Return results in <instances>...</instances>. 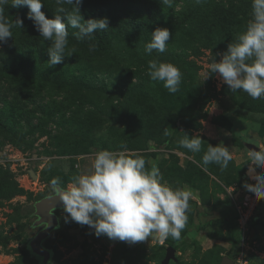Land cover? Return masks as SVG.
Instances as JSON below:
<instances>
[{
  "label": "rangeland",
  "instance_id": "374dc122",
  "mask_svg": "<svg viewBox=\"0 0 264 264\" xmlns=\"http://www.w3.org/2000/svg\"><path fill=\"white\" fill-rule=\"evenodd\" d=\"M207 2L203 0L202 5L209 4L206 8L210 12L185 35L198 26L199 30L204 28L210 16L227 14V0H212L213 7ZM182 6L178 3L175 10ZM251 11L232 15L226 22L234 29H245ZM214 45V59L219 62L228 45ZM67 49L82 56L89 52L83 44H70ZM167 50L173 58L189 56V50L181 45L168 43ZM210 54L203 49V55L194 59L199 68L195 74L187 70L183 57L173 60L182 72V82L174 94L163 82L150 80L147 68L116 58L80 66L77 71L91 74L85 80L68 74L42 78L30 69L3 77L0 264H40L28 250L30 240L42 228L32 226L36 220L34 203L54 194L53 178L59 177L66 187L87 169L94 152L121 151L122 145L129 153L143 155L147 168L155 163L170 186L191 191L188 223L181 239L161 241L149 236L130 245L106 235L98 237L87 225L66 222L67 213L60 209L54 211L58 228L42 243L51 253L47 264H221L224 257L232 264H264V202L250 225L243 255L241 245L233 246L238 235L230 221L233 200L249 191L246 185H254V176H264V170L253 165L249 156V150H264V99L250 98L243 104L242 95L249 96L247 93L235 95L218 74L205 78L213 59ZM142 90L149 93L147 100L140 96ZM85 116L89 119L82 123ZM157 123L162 128H155ZM165 128L170 135L164 134ZM185 133L190 138L200 136V153L178 146ZM150 144L157 150L146 151ZM208 144H223L230 150L232 160L226 169L201 165ZM251 167L256 172L246 174ZM15 186L22 193L12 196ZM168 248L173 249V256L165 262Z\"/></svg>",
  "mask_w": 264,
  "mask_h": 264
},
{
  "label": "clouds",
  "instance_id": "9594fccd",
  "mask_svg": "<svg viewBox=\"0 0 264 264\" xmlns=\"http://www.w3.org/2000/svg\"><path fill=\"white\" fill-rule=\"evenodd\" d=\"M162 5H171L172 0H160ZM203 0H195L196 4ZM55 16L50 19L41 10L43 0H0V45L6 44L13 37V28H23V21L17 18L9 20L5 16V6L13 8L27 7L28 18L45 41L50 42L47 52L50 57L49 67H55L63 61L68 47V27L78 31L77 40L94 39V32L108 30V20H84L80 14L82 0H55ZM65 5H71L69 11ZM170 32L167 28H156L151 33V40L144 51L151 55L155 50L164 53L167 49ZM95 44H89V51H94ZM222 59L214 58L208 73L218 74L223 83L236 93L243 91L252 99H264V0H252L251 19L236 41L229 43ZM147 76L152 81L163 82V86L172 94L179 90L182 82L181 70L170 62L156 59L148 61ZM164 134L170 135L165 128ZM203 140L200 136L189 137L187 133L179 139L178 146L191 153L202 151ZM121 151L98 150L91 155L90 165L81 174L72 178L64 187L59 177L51 180L53 192L59 197L67 213L66 222L74 221L95 230V235H106L110 240L128 244L153 239H181V233L188 223L187 212L192 198L190 190L172 187L159 168L147 161L139 153H129L124 146ZM157 148L151 144L146 149L154 152ZM253 165L264 170V150H249ZM232 160L230 150L223 144L212 146L201 158L203 167L216 164L226 169ZM51 166V165H50ZM256 185H246L255 197L264 199V176H254Z\"/></svg>",
  "mask_w": 264,
  "mask_h": 264
},
{
  "label": "trees",
  "instance_id": "16d2710c",
  "mask_svg": "<svg viewBox=\"0 0 264 264\" xmlns=\"http://www.w3.org/2000/svg\"><path fill=\"white\" fill-rule=\"evenodd\" d=\"M207 1L211 5L209 7L215 6L212 0ZM180 2L183 3V6L176 11L175 7ZM227 2L229 7L224 17H222L223 15L210 16L206 19L204 28L199 30L200 26H198L190 35H185L184 32H190L200 17L210 12V9L206 8L209 4L206 6H203L202 3L196 4L195 0H172L170 6L162 5L160 0H82L80 14L84 20L107 18L108 30L94 32L95 37L91 41L88 39L77 40L74 33L78 30L68 26L66 18H63L62 22L68 27V45L83 44L84 47H89L91 43L95 44L96 48L94 51H89L87 56L66 49V53L72 55H65L63 61L55 67L48 65L50 57L47 49L50 47V42L45 41L34 28L33 21L28 18L29 9L26 6L13 8L11 5H6L7 16H10L12 21L17 18L21 19L23 28H13V37L9 38L6 44L0 46V80L5 76L22 73L27 69H30V73L33 75L42 78L46 74L62 77H66L68 74L75 80L79 78L85 80L88 74L87 70L77 71L76 69H79L80 66L85 68L92 63H108L112 60L111 58L127 60L128 63L147 68L148 61L152 59L172 63L174 59L183 57L181 61L186 64L187 70L195 74L199 68L194 59H199L203 55V49L210 50V57L214 58L217 53L213 49L215 47V45L212 46L213 42H222L227 45L231 42L234 43L237 36L245 30L232 28V25L226 22L228 21L226 18L252 10V0H227ZM43 3L44 6L41 10L46 17L54 18L57 7L55 0H43ZM65 7L71 11L73 6L65 5ZM29 24L33 27H28ZM158 27L167 28L170 32L168 43L172 46L181 45L184 49H188L189 56L177 55L173 58L168 50L164 53L154 50L151 55L146 54L144 47L150 42L151 33ZM186 36L188 37L186 38ZM225 87L229 89L228 86ZM237 93L239 91L234 94ZM140 96L147 100L149 93L147 90H142ZM242 96L243 104L251 98L246 95ZM250 102L253 103L252 100ZM88 119L89 116H85L82 123L87 122ZM154 127L162 128L158 123ZM80 130L78 129V131ZM6 184L9 186L8 183ZM13 190L12 196L22 193V190L16 186ZM230 221L238 235V238L234 239L233 246L238 248L240 236L233 211ZM261 225L264 227V223Z\"/></svg>",
  "mask_w": 264,
  "mask_h": 264
},
{
  "label": "water",
  "instance_id": "95a60500",
  "mask_svg": "<svg viewBox=\"0 0 264 264\" xmlns=\"http://www.w3.org/2000/svg\"><path fill=\"white\" fill-rule=\"evenodd\" d=\"M256 172L254 168H250L246 174ZM64 209L62 202L56 194L44 197L34 203V216L36 220L33 222V227L42 226L37 234L30 240L28 244L31 255L40 261V264H47L50 260L51 253L43 247V241L49 234L58 228L59 221L54 211ZM173 249L168 248L165 262L173 256ZM221 264H232V261L224 257Z\"/></svg>",
  "mask_w": 264,
  "mask_h": 264
},
{
  "label": "built area",
  "instance_id": "2783aa9c",
  "mask_svg": "<svg viewBox=\"0 0 264 264\" xmlns=\"http://www.w3.org/2000/svg\"><path fill=\"white\" fill-rule=\"evenodd\" d=\"M255 185L256 181L253 186ZM263 202L264 199L258 200L251 191L243 192L233 200L232 211L240 236L241 255H243V248L246 246L250 225L258 216L257 212Z\"/></svg>",
  "mask_w": 264,
  "mask_h": 264
}]
</instances>
